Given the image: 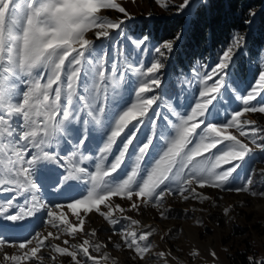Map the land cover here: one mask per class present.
I'll return each mask as SVG.
<instances>
[{
  "label": "snow or ice",
  "instance_id": "obj_1",
  "mask_svg": "<svg viewBox=\"0 0 264 264\" xmlns=\"http://www.w3.org/2000/svg\"><path fill=\"white\" fill-rule=\"evenodd\" d=\"M156 3L165 9L171 4L177 13L190 18L202 15L209 7V0H156ZM103 9L116 10L126 19H132L116 0H0V144L14 157L11 167L0 170V197L11 193L0 203V219L15 222L46 210L47 223L57 233L71 236L81 231L85 223L77 214L78 208L83 206L85 215L95 209L113 226L114 234L120 235L123 247L144 260L152 248L149 239L152 230L149 228L140 234L117 230L115 225L119 220L113 218V208L108 203L111 197L126 198L131 201L130 208L139 211L140 204L159 207L166 195L176 193L184 200L189 196L208 199L196 192L193 185L264 196L251 187L254 169L243 177L239 186H234L253 147L264 151L261 134L264 129L253 127L254 121L241 119L246 113H264V67L258 70L249 90L237 95L243 107L220 121L217 111L220 98L225 97L229 87L236 88L229 70L236 54L247 46L250 34L236 32L217 62L203 72L202 87L194 106L183 115L174 112L178 123L161 108V99L166 95L162 59L139 71L143 79L134 89L135 102L128 106L123 100V89L111 96L107 93L104 81L108 77L102 70L105 65L101 63L97 68L92 61L98 53L94 40L87 38L86 33L94 30L95 40H112V31H118L121 38L124 36L125 19L108 22L99 16ZM250 15L255 17L256 13ZM243 23L250 30L253 20L246 19ZM183 35V31L177 33L172 40L157 45L154 52L166 58ZM132 43L142 51L148 50L146 36ZM117 51L123 54L122 46ZM261 59L264 62V53ZM41 68L44 71H34ZM111 71L126 80L119 62L111 64ZM117 96L121 97L119 101ZM230 128H235L239 137H245L253 147L236 135L224 134ZM95 140L102 141L93 157L97 161L95 171L70 168L69 157L84 155L83 150ZM65 142L71 149L61 154L59 147ZM49 145H55L56 151H46ZM114 147L117 149L114 159L105 166ZM130 148L135 151L130 152ZM153 150L157 157L152 164L142 167L148 164L146 157ZM9 151L4 155H9ZM205 153L210 155L204 157L207 166H202L196 158ZM128 158L131 166L125 178L119 179L122 165L128 167ZM46 162L55 164L59 171H48L43 182L38 183L37 170ZM180 176L183 179L176 187L173 181ZM74 182H90L91 189L75 197L71 195L76 186ZM45 186L63 194L65 202L50 206L41 195ZM100 205L108 211H102ZM65 208L76 215L77 225L65 218ZM116 209L125 211L119 204ZM123 219L130 226L138 224L128 216ZM10 232L11 226L0 224V251L4 252L5 264H23L33 258L43 260L44 256H37L43 248L69 258L70 264H88V261L100 264L91 251L100 253L106 247L101 243L92 244L89 239L79 245H69L65 240V247L49 246L46 240H59L60 236L52 232L44 236L39 231L25 236L6 234ZM88 235L94 237L97 233L93 230ZM5 245L19 251L8 254ZM115 247L119 249L121 244ZM101 259L110 257L104 252ZM252 264H264V260L253 258Z\"/></svg>",
  "mask_w": 264,
  "mask_h": 264
},
{
  "label": "rangeland",
  "instance_id": "obj_2",
  "mask_svg": "<svg viewBox=\"0 0 264 264\" xmlns=\"http://www.w3.org/2000/svg\"><path fill=\"white\" fill-rule=\"evenodd\" d=\"M116 2L126 8L132 19H126L122 13L112 9L101 10L99 16L108 22L125 19L123 38H121L118 31H112V40L103 38L95 40L94 30L86 33L87 38L94 40L98 53V57L92 58L93 64L97 68H99L101 63L105 65L102 70L105 71V75L108 77L104 81L107 93L111 96L123 89V100L130 106L132 102H135L134 89L138 85V81L143 79V77L139 76V71L146 69L156 59H162L164 64L162 79L166 95L162 99L160 97L158 99H161V108L166 115L178 123L179 121L174 112H179L183 115L190 110L191 106H194L195 100L198 98V92L202 87L200 78L206 67L210 68L217 62L222 50L212 52L208 50V52H205V57L202 54H198V56L192 57L193 59L195 57L194 61H188L186 56L182 55L181 39L170 55L166 58H160L154 52V48L164 41H158L154 37L152 23L185 16L177 13L175 7L171 4L167 9L160 7L156 0H116ZM185 18L189 19L190 17ZM186 27L187 24L175 31L172 37L166 41L172 40L181 31L184 33ZM145 36L148 37V50L146 52L138 49L132 43L133 40ZM117 42H119L118 45ZM120 46H122L123 54L117 51ZM262 53H264V50L255 55H248L243 48L236 54L234 63L229 70L236 88L229 87L225 94L226 98H220L221 102L217 106L220 121L225 120L233 110L243 107L242 101L237 99V95L245 94L249 90L250 85L258 76V70L264 67V62L261 59ZM114 61L119 62L121 72L125 74L126 80L111 71V64ZM34 71L42 72L44 69L41 68ZM83 78L82 71L81 79ZM120 99L121 97H116L117 101ZM169 105L172 107L170 108ZM241 119L254 121L253 127L264 129V113H246ZM170 131L174 135V130L170 128ZM224 134L236 135L242 142L249 143L245 137H239L235 128L227 129ZM261 134L264 135V133ZM143 138L142 135L141 139L143 140ZM258 142L260 141L258 140ZM101 143L102 141L95 140L83 150L84 155L78 153L75 157H69L68 166L70 168L85 167L86 171L91 170L94 172L97 161L93 157ZM160 143H163V141ZM227 143L225 142V144ZM220 147H223V145ZM249 147L253 146L249 143ZM70 149L71 145L67 142L59 147L61 154L69 153ZM45 150L54 152L56 151V146L49 145ZM5 151L9 150L3 144H0V170L11 167V161L14 160L10 151L7 156L4 155ZM134 151L135 149L130 148V152ZM116 152L117 149L114 147L113 154L109 155L104 162L105 166L112 162ZM209 155V153H205L196 159L202 162V166H207V161L204 160V157ZM155 157H157V152L153 150L146 157L148 164L142 165V167L152 164ZM126 164L128 167L122 165L123 171L119 173V179L125 178L131 166V158L126 160ZM253 169L254 172H251V174L254 183L251 187L258 193H264V151L255 147H253V151L239 170L241 178L235 181L234 186H239L243 182V177ZM48 171L58 172L59 170L55 164L46 162L37 170L36 180L38 183L43 182ZM185 172H187V169H185ZM182 179L183 176L177 177L173 181L174 186L178 187L179 181ZM88 183L81 184V189H76L71 195L79 197L82 193L86 194L91 189V183ZM193 187L196 192L202 196H207L208 199L201 200L189 196V199L184 200L176 193L166 195L163 198L162 206L153 207L152 205L144 206L140 204V210L137 211L130 208L131 201L126 198L118 195L110 198L108 203L113 208V218L119 220V223L115 225L117 230L135 231L137 234L147 231L149 228L152 230V235L149 238L152 248L149 253L145 254L144 260H139L134 253L123 247L120 235L114 234L113 226L109 225L95 209L85 215L83 206L78 208L77 214L85 220V223L81 231H77L71 236L67 233H57V230L47 223L46 210H43V216L36 227L37 229L27 231L22 236L35 233L36 231H39L44 236H47L48 232L59 235V240L49 238L45 241L49 246L58 245L65 247L63 243L65 240L68 241L69 245H79L85 239H89L92 244H104L106 247L100 253L91 251V254L100 264H113V262L115 264H232L237 262L240 254H244L249 262H252L253 258L257 261L264 260V196L224 191L207 186L202 189L196 185H193ZM50 189H52L50 186H45L44 193L41 194L44 195L45 202H48L50 206L65 202L63 194H58L57 192V195L52 194ZM10 195L11 193H4L0 197V203H3ZM133 199L136 198L134 197ZM137 203H140V201L137 200ZM117 204L124 208L125 211L121 212L116 209ZM100 209L105 212L108 211V208L104 205H100ZM63 211L65 218L70 224H78L76 215H73L66 208ZM124 216L137 220L138 224L130 226L129 222L123 219ZM29 221H31V218L15 222L0 219V224L12 225L20 233L25 228H29L26 226ZM13 227L12 229H14ZM93 230L96 231L97 235L90 237L88 233ZM116 244H121V247L117 249L115 247ZM5 250L8 254H17L19 251L16 247H9L8 245H5ZM69 250L71 249L69 248ZM104 252L108 253L110 259H101ZM160 253L164 255L160 256ZM3 254L4 252L0 251V264H5ZM41 255L45 259L33 258L30 261L23 262V264H70L69 258L61 257L59 254L51 252L50 248L41 249L37 256ZM53 256L55 260L52 259ZM80 259L84 258L80 257ZM88 264H92V262L88 261Z\"/></svg>",
  "mask_w": 264,
  "mask_h": 264
},
{
  "label": "trees",
  "instance_id": "obj_3",
  "mask_svg": "<svg viewBox=\"0 0 264 264\" xmlns=\"http://www.w3.org/2000/svg\"><path fill=\"white\" fill-rule=\"evenodd\" d=\"M252 12L256 13L255 17L250 15ZM246 19L253 20L250 30L243 23ZM186 24L181 50L188 61H194L195 57H192L198 54L205 57L208 50L212 52L225 49L236 32L250 33L244 48L248 55L264 50V0H209V7L202 15L152 23L154 37L158 41L169 40L175 31ZM232 264L252 262L247 261L244 254H240L237 262Z\"/></svg>",
  "mask_w": 264,
  "mask_h": 264
},
{
  "label": "bare ground",
  "instance_id": "obj_4",
  "mask_svg": "<svg viewBox=\"0 0 264 264\" xmlns=\"http://www.w3.org/2000/svg\"><path fill=\"white\" fill-rule=\"evenodd\" d=\"M41 215H42V211L39 213V214H36V215H34L33 217H31V221H29L28 223H27V227H34L36 224H37V222L39 221V219L41 218ZM21 227V226H20ZM21 230V229H20ZM19 230V231H20ZM24 231V230H23ZM22 231H20V233H21Z\"/></svg>",
  "mask_w": 264,
  "mask_h": 264
}]
</instances>
